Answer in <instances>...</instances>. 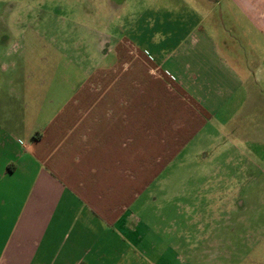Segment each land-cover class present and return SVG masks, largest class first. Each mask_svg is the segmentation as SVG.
I'll return each instance as SVG.
<instances>
[{"label": "crops", "instance_id": "0c3cea01", "mask_svg": "<svg viewBox=\"0 0 264 264\" xmlns=\"http://www.w3.org/2000/svg\"><path fill=\"white\" fill-rule=\"evenodd\" d=\"M222 1L202 0L186 40L159 55L126 41L69 46L56 29L9 30L0 44V264H228L210 256V238L199 252L180 251L161 203L164 173L208 156L187 157L197 135L210 140L217 118L261 95L250 64L235 56L245 73L235 67L203 22L218 4H246L264 35V0ZM214 172L197 168L202 190ZM234 251L241 264L248 254Z\"/></svg>", "mask_w": 264, "mask_h": 264}, {"label": "rangeland", "instance_id": "374dc122", "mask_svg": "<svg viewBox=\"0 0 264 264\" xmlns=\"http://www.w3.org/2000/svg\"><path fill=\"white\" fill-rule=\"evenodd\" d=\"M201 6L202 0H0V44L7 45L4 39L10 29L50 28L59 31L69 46L81 39L93 48L126 41L159 55L186 40ZM247 10L252 11L246 4L235 11L226 3L218 4L203 23L235 67V56L250 64L256 80L250 85L263 97L253 104L245 97L236 110L217 118L206 128L210 140L200 132L185 153L193 158L204 148L208 156L188 161L181 169V162L174 163L164 173L167 191L161 196L163 218L175 220L174 232L167 236L180 251L191 247L199 252L203 237L210 238L206 243L210 256L227 257L228 264H238L241 257L234 247L248 254L241 264H264V35L260 25L248 21ZM232 17L238 22L233 23ZM119 48L116 59L124 57ZM67 54L73 56L75 51L68 49ZM151 67L148 63V74L156 76ZM238 69L245 73L243 65ZM201 165L215 171L213 179L205 178L203 190V178L196 173ZM235 201L241 211H231L229 203ZM251 226L259 227L256 233L251 231L259 240L255 242L254 236L236 243ZM216 239L222 240L220 250ZM229 239L233 242H224Z\"/></svg>", "mask_w": 264, "mask_h": 264}]
</instances>
